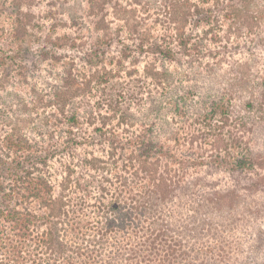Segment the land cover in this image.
Here are the masks:
<instances>
[{"label": "trees", "instance_id": "trees-1", "mask_svg": "<svg viewBox=\"0 0 264 264\" xmlns=\"http://www.w3.org/2000/svg\"><path fill=\"white\" fill-rule=\"evenodd\" d=\"M25 2L18 7L14 1L20 13L10 28L15 40L6 45L9 66L28 58L32 67L45 61L56 67L71 51L75 55L61 66L84 94H94L102 82L114 84L113 68L104 63L116 60L107 42L120 36L105 17L117 16L114 0H86L83 10L72 8L66 24L78 36L63 33L50 45L32 35ZM160 8L147 26L169 22V35L154 36L138 13L133 21L119 18L135 43L117 55V71L146 48L165 62L185 60L187 78L168 82L169 89L184 82V94L173 93L168 104L192 134L178 133L181 127L167 134L152 117L138 134L116 133L103 122L93 139L81 137L75 96L63 131L32 137L6 122L0 264H264V0H160ZM223 22L230 33L223 51H212L224 39L218 31L209 39L190 33L201 23L215 31ZM85 31L97 36L87 42ZM84 63L87 73L79 69ZM223 68L232 74L221 83L216 75ZM114 99L118 94L108 91L101 100ZM193 112L197 119L189 121ZM90 144L109 147L107 160L85 147ZM55 160L64 173L59 185Z\"/></svg>", "mask_w": 264, "mask_h": 264}, {"label": "rangeland", "instance_id": "rangeland-1", "mask_svg": "<svg viewBox=\"0 0 264 264\" xmlns=\"http://www.w3.org/2000/svg\"><path fill=\"white\" fill-rule=\"evenodd\" d=\"M14 1H18V7L21 6L23 1H26L25 3L28 5L25 9L30 19L28 23L32 25L33 32L36 33L32 35L43 39V41L47 40L48 45L63 33L70 36H78L75 33L73 34L70 26L66 24L68 13L72 8L83 10L87 6L86 0H0V49L2 50V54H0V153L3 149L2 139H4L10 129L6 123L8 121L15 125V131L19 133L27 132L32 137L41 132L59 131V128L62 131L65 130L67 127L66 123L70 121L72 109L75 108L70 104L74 96V102L76 107L79 108L81 120L76 132L81 137L93 139V136L97 133L96 127L102 125L103 122L107 123L106 126L109 130L115 129L116 133L123 131L125 134H138L142 129V122L152 117L160 119L163 126L161 130L167 134L173 129H177V127H181L178 133L185 135V137L192 134L184 121L180 123L181 117L177 116L175 106L168 104L174 95L173 93L184 94L183 89L186 88L184 82L177 84L174 89L168 88L170 86L168 82L170 81L169 83H171L181 78L185 79L184 77L187 78L185 74H187L188 70L184 66L186 64L185 60H183V63H185L183 65L175 61L165 62L158 56L152 55L149 52V48H146L143 52L137 50L132 58L125 60L124 66L119 69L120 71H117L119 68L117 66V55L129 42L135 43L134 41H128V35L124 32L123 24L119 21V18L127 17L130 21H133L136 18L135 14L138 13L144 19L146 23L144 25L147 26L149 25L147 22L157 21L155 13L161 10L160 0H114V13H117V16L113 19L111 15L107 14L105 17L112 22L113 30L117 29V33L120 35L114 40L107 42L109 54L115 55L116 60L104 59V63L113 68L111 78L114 84L107 87V85H102L104 83L102 82L99 84V88L93 89L95 91L94 94L85 90L86 95L84 90L77 86L76 80L70 75V71L61 66V64L65 65L71 55H75L71 51H65V53L69 54L59 58L56 67L50 65L47 61L40 62L32 67V60L28 58L22 62L17 61L15 66L8 65L7 56L10 52L6 45L9 41L15 40L10 28L17 23L16 14L19 11V8L14 6ZM116 1L118 4H115ZM133 6H136L137 11H129L128 7ZM150 13L152 14L148 16ZM164 18H166L165 15ZM164 18L162 23L165 20ZM166 24L169 25V22L164 25L147 27L152 30L154 36L169 35V31L165 28ZM224 24L225 22L222 23L223 28L214 31L215 27H208L201 23L199 29L194 26L190 33L201 31L209 39L214 36V32L218 31L221 36H224V39L221 43H217L219 45L212 51H223V41H229L230 36V33L225 31L226 26ZM24 28L26 29V27ZM83 36L82 33L79 35V37ZM86 36L89 37V34L85 31L84 37ZM96 36L97 34L95 33L89 38L87 37V42L94 40ZM215 44L211 42L210 47L213 48ZM131 47L135 49V44ZM260 48L263 51L264 44ZM208 52L209 50L204 53ZM78 54L83 53L80 52ZM234 55L236 56L237 54ZM161 65H164V68ZM89 67V65L84 63L79 69L81 72L85 71L87 73L90 69ZM26 72L28 73L26 74ZM229 74L232 73L223 68L217 72L216 77L219 79L218 81L223 83ZM85 75L81 76L84 81L88 78L87 74ZM82 78L79 77V79ZM194 90L196 92V88ZM108 91L116 92L119 100L117 102L115 99L101 100ZM197 91L199 92L200 90ZM121 93L122 95H119ZM7 109L12 111V114H9L10 116L8 117H6ZM195 119H197V115L195 116L193 112L189 121ZM168 121L172 123L168 124ZM85 147L96 151L102 161L107 160L106 152L109 147H103L99 144H90ZM78 152L79 154L81 153L80 156H76L77 170L80 172L82 170L79 160L84 155L85 149L80 148ZM66 161L69 160L66 159ZM66 161L62 163L65 165ZM105 164L109 166V164ZM52 165L55 171L54 180L59 185L62 182L64 173L58 167V161L55 160ZM101 174H104L105 178L110 179V175L108 176L105 172H101ZM98 177L100 178V175Z\"/></svg>", "mask_w": 264, "mask_h": 264}]
</instances>
